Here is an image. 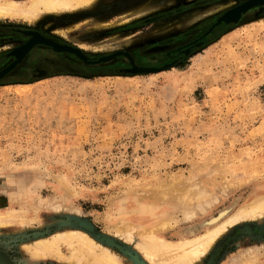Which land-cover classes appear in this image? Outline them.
I'll list each match as a JSON object with an SVG mask.
<instances>
[{
  "label": "rangeland",
  "instance_id": "1",
  "mask_svg": "<svg viewBox=\"0 0 264 264\" xmlns=\"http://www.w3.org/2000/svg\"><path fill=\"white\" fill-rule=\"evenodd\" d=\"M243 1L95 0L0 18V70L26 28L93 62L121 50L156 69L133 74L124 55L85 63L38 44L0 79V264H78L65 245L58 259L25 249L72 228L121 264H149L118 224L137 233L170 217L165 237L176 241L255 196L264 183V4L220 20ZM173 185L200 195L170 200L163 191ZM195 264H264V213L234 224Z\"/></svg>",
  "mask_w": 264,
  "mask_h": 264
},
{
  "label": "bare ground",
  "instance_id": "2",
  "mask_svg": "<svg viewBox=\"0 0 264 264\" xmlns=\"http://www.w3.org/2000/svg\"><path fill=\"white\" fill-rule=\"evenodd\" d=\"M260 1L262 0H244L237 5L233 4L231 8H228V10L226 9V11H224L220 19L222 18L227 22L238 21L241 14L247 11V9L252 6V3ZM94 2L95 0H27L26 4L21 5L17 0H0V18L22 17L26 20H31L37 18L38 14L41 12L74 11L79 8L91 6V4H93ZM240 7L247 9H245L244 11H240ZM92 13L93 12H91V14ZM21 31L23 33L26 32L27 34H29V38L22 44L29 40L31 42H34L45 38L43 34L35 30ZM55 43L61 44L58 42ZM63 45L66 46L69 44ZM21 46L19 45L13 50L15 51ZM21 48L17 50V53L19 55L22 54ZM81 53L84 55L82 51ZM115 53L125 54L126 52L119 50L115 51L114 54ZM84 56L85 58L81 59L83 62L93 63V61L87 58L86 55ZM135 67L139 66L135 65ZM182 187L183 186H178L177 188L175 185H173L172 187H170L171 189L163 191L164 194H166H163V196L166 198H170V200L173 201L176 200L178 202V200H180L183 203H187V201L193 199L196 194V190L194 189L195 194H193V190L192 193L190 192L191 189L190 191H188L189 187L187 189H183L184 187ZM163 192H159V194L162 195ZM159 194L156 195L155 192L154 197H157ZM197 195L199 196L200 193L196 194V196ZM254 195L255 196L252 199H249L248 202L240 205L234 210L232 209L230 211L229 208L227 210L221 211L217 216L203 221L200 225L190 226L186 233L180 234L176 241H170L165 237L166 230L170 226V217L163 218L162 220H158L155 223L140 225L138 227V230H140V232L138 231L137 233H135L136 226H134L132 223L124 221L121 227H119L120 224H118L119 229L118 227L116 229L117 235L122 236L124 240H126V242L132 241L134 244V248L138 250V252L143 256L144 260L149 264H195L209 251L216 240L220 238L221 235L229 230L234 224L242 220L255 219L257 216H260L264 213V183ZM158 197L161 196L159 195ZM193 215V211L185 213L186 218H190ZM5 218H7V216L3 213H0L1 225L5 224ZM200 227L203 228V231L199 229ZM106 242L109 241L106 239ZM25 244L27 245V248L25 247V249L29 250L28 253H31L33 258H40L45 255H54L57 258L61 254L59 246L65 245L68 250H70L69 255L71 254L66 258L78 264L81 262L84 263L85 261L87 262V264H121L116 253H114L109 247L102 246L99 242L94 240V238L89 236V234L79 230V228L56 231L49 238H39L33 242L31 241L30 244L29 242L28 244ZM25 244L24 246H26ZM64 257L65 256L60 258L62 259ZM68 259L66 260L68 261Z\"/></svg>",
  "mask_w": 264,
  "mask_h": 264
},
{
  "label": "water",
  "instance_id": "3",
  "mask_svg": "<svg viewBox=\"0 0 264 264\" xmlns=\"http://www.w3.org/2000/svg\"><path fill=\"white\" fill-rule=\"evenodd\" d=\"M263 4H264V0H262L260 2H256V3H252V6L250 8H252L254 6H258V5H263ZM246 7H248V6H246ZM245 9H247V8H243V7L241 8L240 7V11H244ZM220 20H222L224 22H227V21L223 20L222 18ZM22 30L30 31L31 29L26 28V29H22ZM17 31L22 33V34H24V35H26L29 38V34H27L26 32L23 33L21 30H18V29H17ZM38 44H43V45L50 46L57 52L65 51V52L73 53L79 59H84L85 58V56L81 53V51L78 48H75V47H72V46H69V45H66V46L63 45L65 43L57 44L54 41H51V39L46 38V37L44 39H42V40H39V41L37 40V41H34V42H31L29 40V41L25 42L24 44H22V46L20 45L21 47H23V48L19 47V48H21V51H22L21 55H19L17 53V50L19 48L16 49L15 51L13 50V51L10 52V54L14 57V60L11 63H9L5 68L0 70V79L6 73H8L10 70H12L23 59V57H25V55L30 51V49L32 47H34L35 45H38ZM117 55H124V56L127 55L126 57L129 59V61L131 63V66H132L131 68L126 69L127 72L135 74V73H141V72H153V71L156 70L155 68H151V67H135V64L133 63V59L128 53H125V54L124 53L123 54L122 53H120V54H116L115 53L114 54V52H113V53L109 54L108 56H103V57L97 58L93 63L105 62V61H108V60L112 59L113 57H115Z\"/></svg>",
  "mask_w": 264,
  "mask_h": 264
},
{
  "label": "flooded vegetation",
  "instance_id": "4",
  "mask_svg": "<svg viewBox=\"0 0 264 264\" xmlns=\"http://www.w3.org/2000/svg\"><path fill=\"white\" fill-rule=\"evenodd\" d=\"M140 67V66H139Z\"/></svg>",
  "mask_w": 264,
  "mask_h": 264
}]
</instances>
